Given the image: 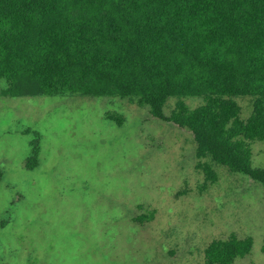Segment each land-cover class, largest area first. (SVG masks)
<instances>
[{
  "label": "rangeland",
  "instance_id": "obj_1",
  "mask_svg": "<svg viewBox=\"0 0 264 264\" xmlns=\"http://www.w3.org/2000/svg\"><path fill=\"white\" fill-rule=\"evenodd\" d=\"M9 88L0 80V264H205L208 247L232 235L253 242L235 264H264L263 186L200 161L191 131L137 97ZM235 101L246 121L254 99ZM251 148L264 169V142Z\"/></svg>",
  "mask_w": 264,
  "mask_h": 264
},
{
  "label": "trees",
  "instance_id": "obj_2",
  "mask_svg": "<svg viewBox=\"0 0 264 264\" xmlns=\"http://www.w3.org/2000/svg\"><path fill=\"white\" fill-rule=\"evenodd\" d=\"M2 79L15 97H137L193 133L200 161L264 189L251 148L264 142V0H0ZM238 97L254 99L246 121ZM187 98L203 104L191 109ZM252 247L232 235L208 247L205 264H235Z\"/></svg>",
  "mask_w": 264,
  "mask_h": 264
}]
</instances>
